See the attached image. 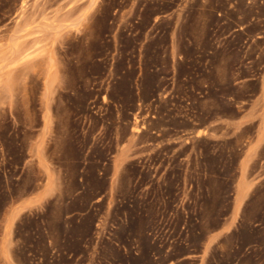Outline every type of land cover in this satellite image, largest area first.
Returning a JSON list of instances; mask_svg holds the SVG:
<instances>
[{"label": "rangeland", "instance_id": "obj_1", "mask_svg": "<svg viewBox=\"0 0 264 264\" xmlns=\"http://www.w3.org/2000/svg\"><path fill=\"white\" fill-rule=\"evenodd\" d=\"M0 264H264V0H0Z\"/></svg>", "mask_w": 264, "mask_h": 264}]
</instances>
